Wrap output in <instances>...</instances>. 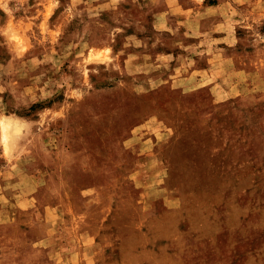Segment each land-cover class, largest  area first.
I'll list each match as a JSON object with an SVG mask.
<instances>
[{"label":"rangeland","instance_id":"1","mask_svg":"<svg viewBox=\"0 0 264 264\" xmlns=\"http://www.w3.org/2000/svg\"><path fill=\"white\" fill-rule=\"evenodd\" d=\"M0 264H264V0H0Z\"/></svg>","mask_w":264,"mask_h":264}]
</instances>
